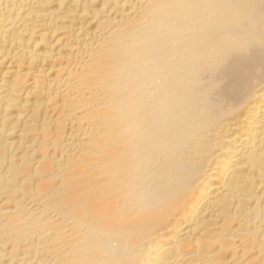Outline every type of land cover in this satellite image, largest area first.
Masks as SVG:
<instances>
[{"label": "bare ground", "instance_id": "obj_1", "mask_svg": "<svg viewBox=\"0 0 264 264\" xmlns=\"http://www.w3.org/2000/svg\"><path fill=\"white\" fill-rule=\"evenodd\" d=\"M0 264H264V0H0Z\"/></svg>", "mask_w": 264, "mask_h": 264}]
</instances>
